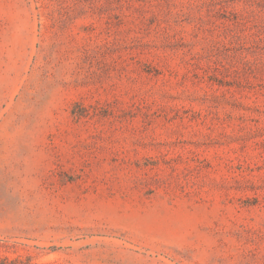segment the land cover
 Wrapping results in <instances>:
<instances>
[{"label":"rangeland","instance_id":"obj_1","mask_svg":"<svg viewBox=\"0 0 264 264\" xmlns=\"http://www.w3.org/2000/svg\"><path fill=\"white\" fill-rule=\"evenodd\" d=\"M0 264H264V0H0Z\"/></svg>","mask_w":264,"mask_h":264}]
</instances>
